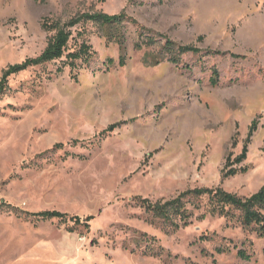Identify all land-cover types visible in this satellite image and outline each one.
Segmentation results:
<instances>
[{"label":"rangeland","instance_id":"rangeland-1","mask_svg":"<svg viewBox=\"0 0 264 264\" xmlns=\"http://www.w3.org/2000/svg\"><path fill=\"white\" fill-rule=\"evenodd\" d=\"M95 12L137 21L122 27L125 67L104 29L82 24L67 54L88 43L97 54L91 68L73 72L66 57L30 68L9 78L0 100V203L92 217L90 230L0 208V264H214L201 251L215 253L216 243L200 240L213 234L253 254L242 261L233 250L216 255V264H264V239L240 222L198 219L207 201L176 232L146 223L137 205L195 188L246 198L264 186V0H0V81L9 66L45 50L54 34L45 20L64 24ZM163 36L226 55L155 65ZM148 37L157 44L136 49ZM215 67L218 86L210 83ZM255 120L247 158L235 166L247 172L226 177L227 159L242 153ZM143 234L162 256L142 255Z\"/></svg>","mask_w":264,"mask_h":264},{"label":"trees","instance_id":"trees-1","mask_svg":"<svg viewBox=\"0 0 264 264\" xmlns=\"http://www.w3.org/2000/svg\"><path fill=\"white\" fill-rule=\"evenodd\" d=\"M125 22L138 25L137 21L128 17L126 13H120L116 15H110L103 12L95 13H83L72 18L66 23L61 22H49L45 20L42 27L46 32L54 33L48 42L45 50L36 58H28L23 63L9 66L2 75L0 81V100L5 94L8 88V80L11 76L20 74L33 67L43 66L66 57L68 65L74 72L81 67L91 68L92 63L96 60L97 54L94 52L93 47L86 42H83L79 49L75 52L67 54L69 43L73 38V31L75 28L82 24L94 23L104 29V37L108 43L116 42L122 55L119 59V66L125 67L127 64V57L125 54V37L122 34L123 25ZM139 29H144L139 26ZM144 35V32H141ZM164 42L159 46V57L155 65L161 64L163 61L168 62L180 67L183 63V57L189 54L194 56L200 55H220L224 56L225 53L219 51L202 50L194 45H181L178 44L166 36L162 37ZM144 42L138 43L136 49L141 50L144 46L152 47L157 44V40L148 37ZM202 55V56H203ZM233 58L241 59L242 56L232 55ZM148 63V62H147ZM105 65L111 68L115 65L114 59L110 58L106 61ZM210 83L213 86H218L220 83V73L215 67L212 70V76ZM118 125L111 126L103 134L114 131ZM258 122L253 121L249 130L247 141L244 145L243 151L240 155L234 159L229 157L225 164L226 177H234L240 173H246V168H235L240 166L247 158L248 147L251 138L257 130ZM238 134L233 137V143H236ZM62 144L54 146V150L62 148ZM204 201L207 204L204 206L206 212L198 217L203 220L208 216H219L225 218L231 222L237 220L240 222L244 231L252 232L257 235L258 238L264 239V186L255 194L250 197H240L237 194H233L225 191L222 188H195L180 193L175 198L169 200H158L156 202L150 199L137 198V205L144 211L145 222L149 225L160 227L163 231H179L182 228H186L191 225L195 212L202 210ZM0 208L8 209L13 212H20L17 208L10 204L1 202ZM27 218L37 220H53L58 219L62 222L71 221L75 227L83 226L87 231L90 230V222L92 217H88L86 220H82L80 217H69L67 214L58 211H44L39 213L20 212ZM145 239L148 243L145 250L141 253L143 256L160 257L164 253V249L161 246H157V240L149 237L147 234H143L141 239ZM217 234L211 236H202L201 241L216 243L214 252L211 253L205 249L201 251L204 257L213 260L216 264V255L222 256L230 254L233 250H237V257L242 261H250L253 258V254L248 252L244 247L246 243H243V248H239L238 244H235L232 240L225 238L218 242ZM136 253V251H132Z\"/></svg>","mask_w":264,"mask_h":264}]
</instances>
